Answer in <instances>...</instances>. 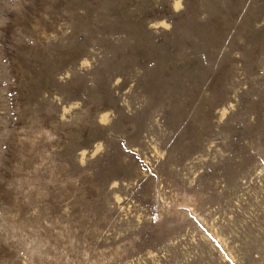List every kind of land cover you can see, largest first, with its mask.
I'll use <instances>...</instances> for the list:
<instances>
[{"label": "rangeland", "instance_id": "rangeland-1", "mask_svg": "<svg viewBox=\"0 0 264 264\" xmlns=\"http://www.w3.org/2000/svg\"><path fill=\"white\" fill-rule=\"evenodd\" d=\"M0 264H264V0H0Z\"/></svg>", "mask_w": 264, "mask_h": 264}]
</instances>
